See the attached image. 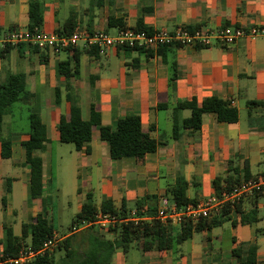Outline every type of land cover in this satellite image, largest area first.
Segmentation results:
<instances>
[{
    "label": "crops",
    "instance_id": "crops-1",
    "mask_svg": "<svg viewBox=\"0 0 264 264\" xmlns=\"http://www.w3.org/2000/svg\"><path fill=\"white\" fill-rule=\"evenodd\" d=\"M33 2L42 7L40 29L49 33L63 30L70 19L75 28L111 35L121 29L112 27L115 21L123 22L125 28H137L142 20L153 32L179 27L264 26V0H0L1 32L28 29ZM158 50L78 48L54 54L27 46L13 48L6 59L0 58V81L9 74H24L30 95L28 101L13 105L0 132V140L12 143L8 160L1 158L0 143V254L6 247L5 226L23 237L25 228L40 213L49 220L54 215L53 204L51 209L48 204L49 194L57 190L51 178L52 153L55 148L63 149L58 125L76 103L81 106L83 120L91 119L94 108L103 126L115 127L119 119L139 115L144 132L159 145L141 163L135 158L115 160L99 129L93 128L87 146L81 151L73 146L60 158L65 170L71 171L75 216L88 194L98 210L107 198L116 209L125 202L130 212L137 200L147 196L157 199L149 204L158 210L162 199L173 202L169 189L179 178L188 183L187 197L199 202L215 195L218 178L224 186L226 179L241 182L264 174V110L253 108L250 114L247 106L248 101L264 100V37L244 38L228 46H169L164 55ZM77 51L80 63L74 73ZM63 62L70 63L69 79L60 72ZM210 97L231 101L239 121L228 124L205 114L199 131L182 129L191 112L176 110V106L193 99L202 103ZM31 115L41 120L47 133V143L36 153L43 160L44 182V195L37 199L31 197L30 168L23 149L30 140ZM175 126L180 128L178 138L173 137ZM6 184L11 193L3 206ZM240 208L244 213L256 209L258 221L234 227L233 212L222 226L195 232L172 250L143 253L137 264H238L235 251L242 248L245 256L249 243L258 246L257 260L264 264V194L243 200ZM95 228L99 231L97 225ZM99 232L107 239L114 238L111 230ZM30 240L25 242L30 244ZM127 253L117 251L112 264H127Z\"/></svg>",
    "mask_w": 264,
    "mask_h": 264
},
{
    "label": "trees",
    "instance_id": "trees-1",
    "mask_svg": "<svg viewBox=\"0 0 264 264\" xmlns=\"http://www.w3.org/2000/svg\"><path fill=\"white\" fill-rule=\"evenodd\" d=\"M29 29L41 28L43 26V12L39 3L33 2L29 10ZM116 25L112 27H119L124 29L125 26L121 21H115ZM74 20L70 19L63 30L58 31L61 35H70L75 30ZM137 30L145 31L148 34L153 31L147 28L142 20L138 21ZM194 30L196 28H190ZM1 32V29H0ZM26 45H18L15 47L0 48V58L6 59L13 48L22 49ZM169 46H162L159 52L164 55V50ZM36 50V48H34ZM125 52L139 51L150 53L154 49H145L141 47L135 48H118ZM76 52V51H75ZM75 72H78L80 63V55H74ZM69 62H63L60 66V72L63 76L69 79L72 74L69 70ZM30 95L27 92L26 76L24 74H9L0 81V132L3 127L4 117L11 111L13 105L20 101H28ZM247 106L249 113L253 108L264 110V100L262 101H248ZM176 110H188L191 116L184 120L182 129L197 132L201 129L203 123V116L205 114H213L219 122L228 124H235L239 121V112L234 107L231 101L223 100L217 97H210L205 99L202 103H198L195 99L191 101H182ZM251 114V113H250ZM97 127L100 131V138L105 142L110 150V155L113 159L119 160L123 158H135L137 162L141 163L145 156L154 153L159 143L144 132L139 115L130 114L119 119L115 127L103 126L101 123V116L92 108L91 119L85 121L82 118V110L79 103L71 107L68 116H62L58 125L60 133V140L65 144H73L77 151H81L84 146H87L92 140L93 128ZM30 140L23 144L25 151L26 165L30 168V187L31 197L33 199L40 198L44 195L43 182V160L36 155L41 151L47 143L46 127L36 115L30 116ZM180 128L175 126L174 138L180 136ZM1 158L8 160L12 156L11 140L1 139ZM90 152L89 148H86ZM223 180L218 178L214 181L215 194H221L222 190L231 188L239 181L226 179L223 186ZM188 183L183 178H179L176 185L169 189L170 199L178 206L184 207L189 204H196L197 201L190 200L187 197ZM6 195L3 197V206L6 205L7 196L11 193L9 184L5 185ZM255 195L250 198H256ZM155 197H144L136 201L134 209L137 216H146L151 218L149 221H139L135 223L128 220L129 213L125 202H123L120 209H116L111 199H103L100 209L96 208L93 196L87 195L86 201L83 204L82 210L78 213L73 222L74 225H83L84 223H92L84 229L81 233V238L78 240L76 233L62 235L65 237L57 247L46 256L38 258L31 264H112L114 254L121 250L127 253L130 249L136 248L142 253L151 250H172L192 238L195 232L204 230H211L215 227L222 226L224 222L231 220V214L236 213V219L233 221V226L238 225H252L258 221V211L256 209L244 213L241 211L240 204L236 205L234 209L226 208L219 215L212 216L201 220L197 224L184 221L179 228L163 225L156 220L157 209L156 205L149 204L156 203ZM146 208L145 213H141ZM110 214L116 216L120 222L116 223L112 229L114 232L113 239L105 238L93 224L96 220V215ZM124 220H128L124 222ZM71 227V228H72ZM71 230V229H70ZM54 227L52 222L40 213L33 222L24 230L23 237H18L14 234L11 227H4L6 247L2 252L3 259L16 257L19 250L23 246L40 247L45 241L54 235ZM78 233V232H77ZM30 237V244L25 242L26 238ZM242 249V248H241ZM240 248L235 251L238 259V264H260L257 260L258 246L253 243L247 244L245 256L242 255ZM64 251V255L57 258L55 251ZM9 264V263H5Z\"/></svg>",
    "mask_w": 264,
    "mask_h": 264
},
{
    "label": "built area",
    "instance_id": "built-area-1",
    "mask_svg": "<svg viewBox=\"0 0 264 264\" xmlns=\"http://www.w3.org/2000/svg\"><path fill=\"white\" fill-rule=\"evenodd\" d=\"M257 37H264V26L256 25L248 29L227 26L220 29L198 28L194 30L179 27L171 32L159 30L151 34L139 31L136 28H124L120 29L115 35L105 31L91 32L82 28H76L70 35H61L58 32L49 33L40 28L32 30L28 28L0 32V48L27 45L42 51L50 50L54 54L78 48H97L100 51L126 47L145 49H159L162 46L205 48L215 44L233 45L241 39ZM260 194H264V174L244 179L231 188L225 187L219 195L215 194L206 200L181 208L174 202L170 203L167 199H162L155 218L166 226L180 227L184 221L197 224L203 219L219 215L226 208L234 209L243 200ZM145 212L146 208L141 211V213ZM129 214L128 220L135 223L151 219L145 215L142 217L137 216L135 210ZM128 220H124V222ZM118 222L120 220L116 216L99 212L93 224L99 226L102 230L108 231ZM91 224L74 225L69 234L77 233ZM64 238L54 233L40 247L23 246L16 257H10L6 260L3 259L1 253L0 264H31L38 258L52 252Z\"/></svg>",
    "mask_w": 264,
    "mask_h": 264
},
{
    "label": "rangeland",
    "instance_id": "rangeland-1",
    "mask_svg": "<svg viewBox=\"0 0 264 264\" xmlns=\"http://www.w3.org/2000/svg\"><path fill=\"white\" fill-rule=\"evenodd\" d=\"M61 145L63 148L62 150L61 148H55L52 153L51 178L53 187L57 190H55V192L52 191V195L49 194L48 204L50 209L52 204L54 208V215L49 217L54 229L60 235H64L70 232L69 229L71 228V223L75 218V205L71 190L74 184L70 179L71 171L68 168L65 170V162H62L60 158L63 154L67 155L68 150L74 145L65 143H62ZM97 228L99 231H102L99 226H97ZM81 233L82 232L79 231L75 234L78 240L81 238ZM0 238H3L2 232H0ZM55 253L57 258L64 255V251L62 250H56ZM142 254L143 253L136 248L130 249L127 253V264H137V259L140 261L142 259Z\"/></svg>",
    "mask_w": 264,
    "mask_h": 264
}]
</instances>
